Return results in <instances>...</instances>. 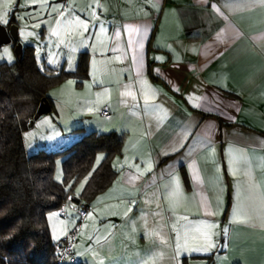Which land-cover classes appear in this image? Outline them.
<instances>
[{
    "label": "crops",
    "instance_id": "obj_1",
    "mask_svg": "<svg viewBox=\"0 0 264 264\" xmlns=\"http://www.w3.org/2000/svg\"><path fill=\"white\" fill-rule=\"evenodd\" d=\"M24 2L32 15L0 24L41 25L57 52L38 60L20 39L41 65L73 71L86 55L68 83L75 136L83 118L124 135L110 185L83 219L72 203L50 212L51 239L79 222L82 264H264V0Z\"/></svg>",
    "mask_w": 264,
    "mask_h": 264
},
{
    "label": "trees",
    "instance_id": "obj_2",
    "mask_svg": "<svg viewBox=\"0 0 264 264\" xmlns=\"http://www.w3.org/2000/svg\"><path fill=\"white\" fill-rule=\"evenodd\" d=\"M86 71L83 53L76 68L66 71L41 65L30 45L23 46L20 61L0 63V264H65L57 260L60 242L51 239L47 215L57 211L69 195L75 207L88 205L117 173L110 159L120 153L124 135L116 132H81L68 145L52 151L29 154L24 147L23 132L42 98L49 104L48 112L54 111L51 89L69 78L80 85ZM57 159L61 181L54 178ZM80 184L84 186L77 195Z\"/></svg>",
    "mask_w": 264,
    "mask_h": 264
},
{
    "label": "rangeland",
    "instance_id": "obj_3",
    "mask_svg": "<svg viewBox=\"0 0 264 264\" xmlns=\"http://www.w3.org/2000/svg\"><path fill=\"white\" fill-rule=\"evenodd\" d=\"M24 3V0H0V17H5L6 15V19H8L9 15L12 14L14 19L21 25V22H23L28 15H32V12L29 13L24 9ZM40 27L41 25L32 22L24 28L19 29V27H17L19 41L22 39L23 30H25L27 32V39H30L34 44L38 60H40L44 54V49H48V51H45L46 53H49L52 50L53 53L58 51V46L47 38V36L43 43L40 42V34L39 32L37 33V31L40 30ZM29 33H31V35H28ZM4 48H8L9 54L12 57L11 60L8 59V54L3 52ZM51 58L54 59L53 57ZM16 60L14 48L11 44H3L0 46V63L3 61L12 63ZM69 81H72L74 84L73 79H66L57 86V89L50 91L51 96L57 99L54 103L55 110L42 114L33 122L32 126H28L23 132V143L27 153H34L39 149L47 151L57 150L59 146H66L79 137L75 136L77 135V131H73L76 122L73 120V109L69 106ZM79 121L87 127L85 131H91L90 128H88L89 120L83 118ZM54 178L56 181L62 180L60 159H57L55 163ZM73 208L74 207L71 204H67L65 212L67 213V211L70 210L74 211ZM64 263L66 264L69 262L68 260H65Z\"/></svg>",
    "mask_w": 264,
    "mask_h": 264
},
{
    "label": "built area",
    "instance_id": "obj_4",
    "mask_svg": "<svg viewBox=\"0 0 264 264\" xmlns=\"http://www.w3.org/2000/svg\"><path fill=\"white\" fill-rule=\"evenodd\" d=\"M101 114L105 117H108L110 115V113L106 107H103L101 109ZM70 200H71V196L69 195L66 198V201L63 202L61 204V206L58 208L57 212H58L59 216L65 215V207L67 204H71ZM77 211H78L79 217L81 219H83L87 214L86 210H84L82 208H78ZM79 228H80V224L78 222L71 230H69L65 233L63 239L60 242V245L58 246L57 260L59 262H62L66 258H70L71 260H76L73 257L72 248H73V245L75 243L77 231Z\"/></svg>",
    "mask_w": 264,
    "mask_h": 264
},
{
    "label": "water",
    "instance_id": "obj_5",
    "mask_svg": "<svg viewBox=\"0 0 264 264\" xmlns=\"http://www.w3.org/2000/svg\"><path fill=\"white\" fill-rule=\"evenodd\" d=\"M13 44L14 52L16 55L17 61L22 59V49L23 45L18 40V33H17V26L16 24L12 23L8 27L0 24V46L3 44ZM49 105L46 98H42L33 119L29 121L28 126L33 124V121L39 118L42 114L48 112Z\"/></svg>",
    "mask_w": 264,
    "mask_h": 264
},
{
    "label": "snow or ice",
    "instance_id": "obj_6",
    "mask_svg": "<svg viewBox=\"0 0 264 264\" xmlns=\"http://www.w3.org/2000/svg\"><path fill=\"white\" fill-rule=\"evenodd\" d=\"M5 6H10V5H5ZM0 22H2V23H4V24L8 23V20L6 19V15H5V17H0ZM76 22L79 23L80 25H82V26L84 27L85 30H87L88 25H87L86 23H84L83 21H80L78 18H77V21H76ZM57 23H59V21H57ZM28 35H31V33H29ZM3 52H4L5 54H8V59H9V60L12 59L11 55L9 54V50H8V48H4V49H3ZM69 83H72V81H69ZM98 162H99V161H98ZM83 186H84L83 184L80 185L81 188H83ZM78 194H79V189L77 190V195H78ZM89 215H91V214H89ZM207 247H208V248H212V247H215V245H214L211 241H209Z\"/></svg>",
    "mask_w": 264,
    "mask_h": 264
}]
</instances>
